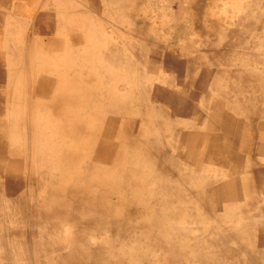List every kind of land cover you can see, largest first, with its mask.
<instances>
[{"label":"rangeland","instance_id":"rangeland-1","mask_svg":"<svg viewBox=\"0 0 264 264\" xmlns=\"http://www.w3.org/2000/svg\"><path fill=\"white\" fill-rule=\"evenodd\" d=\"M130 1L0 0V264L264 254V0Z\"/></svg>","mask_w":264,"mask_h":264},{"label":"bare ground","instance_id":"bare-ground-1","mask_svg":"<svg viewBox=\"0 0 264 264\" xmlns=\"http://www.w3.org/2000/svg\"><path fill=\"white\" fill-rule=\"evenodd\" d=\"M114 1V0H113ZM120 1H122V0H120ZM126 1H128V0H126ZM130 1V0H129ZM246 1V0H245ZM131 2V1H130ZM88 3V2H87ZM123 5V4H122ZM128 5V4H127ZM122 7V6H121ZM120 8V7H119ZM101 9V8H100ZM68 10H70V9H68ZM73 10H75V9H73ZM79 12V11H78ZM120 12V11H119ZM77 13V12H76ZM79 13H82V11L81 12H79ZM121 13V12H120ZM69 14V13H68ZM75 14V13H74ZM233 14H235V13H233ZM232 14V15H233ZM37 15V14H36ZM84 15V14H83ZM119 15V14H118ZM118 15H117V17H118ZM123 15V14H122ZM225 15V14H224ZM75 16V15H74ZM88 16H89V14H88ZM101 16V15H100ZM89 17H91V16H89ZM36 18V17H35ZM83 18H84V16H83ZM82 18V19H83ZM119 18V17H118ZM125 18V17H124ZM126 19V18H125ZM228 18L226 17V20H227ZM231 19V18H230ZM48 20V19H47ZM130 20V19H129ZM131 21V20H130ZM47 22V21H46ZM45 22V23H46ZM133 22V21H132ZM51 23V22H50ZM140 24H142V23H140ZM5 25V24H4ZM145 25V24H144ZM225 25V24H224ZM229 25V24H228ZM234 25V24H233ZM50 26V25H49ZM88 26H90V25H88ZM117 27V26H116ZM228 27V26H227ZM97 28H98V26H97ZM113 29V28H112ZM133 29V28H132ZM52 30V29H51ZM114 30V29H113ZM136 30V29H135ZM222 30H224V29H222ZM226 30H228L227 28H226ZM39 32V31H38ZM52 32H53V30H52ZM148 32V31H147ZM230 32V31H229ZM239 32H240V30H239ZM82 33V32H81ZM93 33H95V32H93ZM123 33V32H122ZM224 33H225V30H224ZM56 34V33H55ZM220 34V33H219ZM232 34V33H231ZM71 35V34H70ZM77 35V34H76ZM131 35V34H130ZM133 35V34H132ZM146 35V34H145ZM214 35V34H213ZM224 35V34H223ZM222 35V36H223ZM221 36V37H222ZM96 37V36H95ZM132 37H134V36H132ZM75 38V37H74ZM78 39H79V37H77ZM88 38V37H87ZM137 38V37H136ZM114 39V38H113ZM138 39V38H137ZM76 40V39H75ZM126 40V39H125ZM139 40V39H138ZM131 41H134V39L133 40H131ZM51 42V41H50ZM57 42V41H56ZM76 42V41H75ZM75 42H73L74 44H75ZM199 42V41H198ZM208 42H209V40H208ZM132 43V42H131ZM138 43V42H137ZM221 43V42H220ZM197 45V44H196ZM205 45V44H204ZM143 46V45H142ZM141 47V46H140ZM199 47V46H198ZM207 47V46H206ZM201 48V47H200ZM141 49V48H140ZM144 49V48H143ZM142 49V50H143ZM224 49V48H223ZM127 50H128V48H127ZM234 50V49H233ZM109 51V50H108ZM131 51V50H130ZM107 52V51H106ZM118 52H119V50H118ZM143 52H145V49H144V51ZM208 52V51H207ZM109 53V52H108ZM117 53V52H116ZM130 53H132V52H130ZM146 53V52H145ZM217 53V52H216ZM207 54V53H206ZM234 54V53H233ZM140 55V54H139ZM217 55H218V53H217ZM243 55V54H242ZM215 56V55H214ZM223 56V55H222ZM236 56V55H235ZM112 57H114V56H112ZM117 57H118V55H117ZM140 58H142V57H140ZM147 58V57H146ZM223 58V57H222ZM234 58V57H233ZM237 58V57H236ZM243 58V57H242ZM110 59H111V57H110ZM115 59V58H114ZM113 59V60H114ZM118 59H119V57H118ZM241 59V58H240ZM243 60H247V59H243ZM253 60V59H252ZM121 61V60H120ZM207 61V60H206ZM224 61V60H223ZM241 61V60H240ZM254 61V60H253ZM108 62H110V61H108ZM209 63V62H208ZM237 63V62H236ZM236 63H235V65H236ZM243 63V62H242ZM255 63V62H254ZM92 64V63H91ZM197 64V63H196ZM211 64H213V63H211ZM122 65H124V64H122ZM214 65V64H213ZM89 66H91L90 64H89ZM115 66V65H114ZM117 66V65H116ZM221 66H224V65H221ZM253 66H254V64H253ZM2 67V66H1ZM209 67V66H208ZM232 67V66H231ZM86 68V67H85ZM123 68V67H122ZM119 69V68H118ZM256 70L258 69V68H255ZM262 69V68H261ZM195 70V69H194ZM123 71V70H122ZM132 71V70H131ZM140 71V70H139ZM236 71V70H235ZM233 72V73H238L237 71H239V70H237L236 72ZM217 72V71H216ZM223 73V72H222ZM79 74V73H78ZM238 75V74H237ZM133 76V75H132ZM232 76V75H231ZM217 77H219V76H217ZM259 77V76H258ZM220 78V77H219ZM235 78V77H234ZM44 79V78H43ZM108 79V78H107ZM221 79V78H220ZM223 80H224V78H222ZM257 79V78H256ZM47 80V79H46ZM134 80V79H133ZM219 80V79H218ZM222 80V81H223ZM226 80V79H225ZM224 80V81H225ZM264 80V79H263ZM41 81V80H40ZM211 82V81H210ZM238 82V81H237ZM131 83V82H130ZM43 84V83H42ZM55 84H57V83H55ZM132 84V83H131ZM2 86V85H1ZM133 86V85H132ZM3 87V86H2ZM70 87V86H69ZM223 87V86H222ZM53 89H55V87L53 88ZM57 89H59V88H57ZM148 89V88H147ZM215 89V88H214ZM219 89V88H218ZM235 89H237V88H235ZM49 90V89H48ZM56 90V89H55ZM238 90V89H237ZM38 91H42V89L41 88H39L38 89ZM145 91V90H144ZM238 91H240V90H238ZM88 93V92H87ZM133 93H134V91H133ZM216 93V92H215ZM243 94V93H242ZM138 96V95H137ZM204 96V95H203ZM210 96V95H209ZM208 96V97H209ZM214 96V95H213ZM242 96V95H241ZM67 98V97H66ZM118 98H119V96H118ZM205 98H206V96H205ZM221 98V97H220ZM244 98V97H243ZM204 99V98H203ZM208 99V98H207ZM224 99V98H223ZM222 99V100H223ZM226 99V98H225ZM206 100V99H205ZM207 101V100H206ZM232 101V100H231ZM115 102V101H114ZM65 103V102H64ZM207 103V102H206ZM231 103H233V102H231ZM117 104V103H116ZM97 105H98V103H97ZM44 106V105H43ZM117 106V105H116ZM147 106V105H146ZM226 106V105H225ZM232 107V106H231ZM38 108V107H37ZM103 108V107H102ZM115 109H116V107H114ZM139 108V107H138ZM226 108V107H225ZM48 108H46V110H47ZM104 109V108H103ZM107 109V108H106ZM105 109V110H106ZM109 109V108H108ZM107 109V110H108ZM227 109H228V106H227ZM106 110V111H107ZM140 110V109H139ZM145 111V110H144ZM39 112V111H38ZM65 112V111H64ZM43 113V112H42ZM110 113V112H109ZM260 115H262V116H264V109H262V111H260ZM115 114V113H114ZM158 114V113H157ZM106 115V114H105ZM238 115V114H237ZM139 116H141V115H139ZM158 116V115H157ZM240 116V115H239ZM253 116V115H252ZM156 117V116H155ZM249 117V116H248ZM174 118V117H173ZM258 119V118H257ZM261 119V118H260ZM262 120H263V118H262ZM243 121H245V120H243ZM75 122V121H74ZM193 122H194V120H193ZM193 124V123H192ZM83 125V124H82ZM85 125V124H84ZM177 126V125H176ZM180 126H181V124H180ZM193 126V125H192ZM63 127V126H62ZM65 128V127H64ZM74 128V127H73ZM82 128V127H81ZM83 129V128H82ZM246 131V130H245ZM176 134V133H175ZM47 135V134H46ZM177 135V134H176ZM150 136H151V134H150ZM175 136V135H174ZM58 137V136H57ZM129 137V136H128ZM41 138V137H40ZM39 138V139H40ZM148 138H151V137H148ZM127 139V138H126ZM160 139V138H159ZM158 139V140H159ZM21 140V139H20ZM117 140V139H116ZM130 140V139H129ZM131 140H133V139H131ZM130 140V141H131ZM142 140V139H141ZM147 140H149V139H147ZM59 141V140H58ZM68 141V140H67ZM97 141V140H96ZM123 141V140H122ZM128 141V140H127ZM143 141V140H142ZM160 141V140H159ZM42 142V141H41ZM40 142V143H41ZM60 142V141H59ZM58 142V143H59ZM148 141H146V144H148L147 143ZM21 143V142H20ZM19 143V144H20ZM43 143V142H42ZM65 143V142H64ZM96 143V142H95ZM94 143V144H95ZM123 143V142H122ZM144 143V142H143ZM19 144H18V147L20 148V146H19ZM70 144V143H69ZM145 144V145H146ZM157 144V143H156ZM21 145V144H20ZM119 145V144H118ZM117 145V146H118ZM127 146H128V144H127ZM142 146V145H141ZM156 146V145H155ZM176 146V145H175ZM154 147V146H153ZM92 148V147H91ZM120 148V147H119ZM140 148V147H139ZM57 149V148H56ZM17 150V149H16ZM19 150V149H18ZM130 150V149H129ZM128 150V151H129ZM161 150V149H160ZM21 151H22V148H21ZM41 151V150H40ZM43 151V150H42ZM126 151V150H125ZM252 151V150H251ZM14 152V151H13ZM168 153V152H167ZM252 153V152H251ZM20 154V153H19ZM126 154V153H125ZM152 154V153H151ZM15 155V154H14ZM127 155V154H126ZM19 156V155H18ZM23 156V155H22ZM40 156H42V155H40ZM57 156V155H56ZM59 156H60V154H59ZM130 156V155H129ZM165 156V155H164ZM58 157V156H57ZM57 157H55L56 159H58ZM125 157V156H124ZM123 157V158H124ZM54 158V159H55ZM126 158V157H125ZM125 158H124V160H125ZM134 159H135V157H133ZM160 158V157H159ZM164 158H166V157H164ZM40 159H41V157H40ZM115 159V158H114ZM138 159H139V157H138ZM142 159V158H141ZM250 159V158H249ZM257 159V158H256ZM85 160H88V159H85ZM128 160H129V158H128ZM54 162L56 161V160H53ZM123 161V160H122ZM133 161V160H132ZM138 162V161H137ZM254 162V161H253ZM70 163V162H69ZM81 163V162H80ZM83 163H85V162H83ZM89 163V162H88ZM91 163V162H90ZM92 163H94V162H92ZM123 163H125V162H123ZM126 163H127V161H126ZM135 163V162H134ZM141 163V162H140ZM55 164H56V162H55ZM54 164V165H55ZM95 164V163H94ZM99 164H101V163H99ZM98 164V165H99ZM138 164H139V162H138ZM207 164V163H206ZM62 165H64L63 163H62ZM65 165H67V164H65ZM84 165V164H83ZM91 164H89V166H90ZM97 165V166H98ZM103 165V164H102ZM122 165H124V164H122ZM148 165V164H147ZM245 165V164H244ZM254 165V164H253ZM56 166V165H55ZM87 166V165H86ZM85 166V167H86ZM92 166H93V164H92ZM127 166V165H126ZM126 166H124V167H126ZM129 166H130V163H129ZM128 166V167H129ZM150 166V165H149ZM206 166H208V167H210V164H207ZM211 166H212V164H211ZM215 166V165H214ZM249 166V165H248ZM84 167V166H83ZM91 167V166H90ZM95 167V166H94ZM217 167V166H216ZM215 167V168H216ZM89 168V167H88ZM97 168H99V167H97ZM102 168H103V166H102ZM102 168H100V169H102ZM111 168V167H110ZM137 168V167H136ZM135 168V169H136ZM206 168V167H205ZM217 168H219V167H217ZM220 168H223V167H220ZM67 169H69L68 167H67ZM105 169V168H104ZM121 169V168H120ZM123 169V168H122ZM148 169V168H147ZM213 169V168H212ZM243 169H244V167H243ZM85 170H87V169H85ZM110 170H112V169H110ZM84 171V170H83ZM103 171V170H102ZM107 171H109L108 169L105 171L104 170V172H107ZM157 171V170H156ZM202 171V170H201ZM210 171V170H209ZM86 172V171H85ZM84 172V173H85ZM95 172H97V171H95ZM94 172V173H95ZM103 172V173H104ZM138 172V171H137ZM150 172H152V170L150 171ZM150 172H148V173H150ZM53 173V172H52ZM102 173V174H103ZM154 173V172H153ZM205 173V172H204ZM258 173H259V177H263V174L262 173H260V171H258ZM56 174V173H55ZM64 174V173H63ZM66 174H69V173H66ZM109 174V173H108ZM226 174V173H225ZM80 175V174H79ZM85 175V174H84ZM101 175V174H100ZM105 175V174H104ZM111 175V174H110ZM144 175V174H143ZM149 175V174H148ZM147 175V176H148ZM151 175H153V174H151ZM57 176V175H56ZM65 176V175H64ZM63 176V177H64ZM103 176V175H102ZM146 176V177H147ZM155 176V175H154ZM202 176V175H201ZM62 177V178H63ZM66 177V176H65ZM85 177V176H84ZM157 177V176H156ZM203 177V176H202ZM201 177V179H202V181L201 182H203L204 183V181H203V178ZM107 178V180H108V178H110V177H106ZM148 178V177H147ZM149 178H152V177H150L149 176ZM197 178V177H196ZM220 179H221V177H219ZM226 178V177H225ZM75 179V178H74ZM218 179V178H217ZM224 179V178H223ZM64 180H65V178H64ZM68 180V179H67ZM70 180V179H69ZM75 180H77V178L75 179ZM84 180V179H83ZM83 180H82V182H83ZM112 181V179H109V181ZM149 181H151L150 179H149ZM207 181V180H206ZM57 182V181H56ZM69 182V181H68ZM62 183V182H61ZM112 183V182H111ZM206 183H208V182H206ZM205 183V184H206ZM210 183V182H209ZM208 183V184H209ZM205 184H204V186H205ZM161 185H163V184H161ZM52 186V185H51ZM149 186H151V185H149ZM210 186V185H209ZM160 187V186H159ZM99 188H101V187H99ZM103 188V187H102ZM104 189V188H103ZM109 189V188H108ZM151 189V188H150ZM100 190H102V189H100ZM149 190V189H148ZM159 190H161V189H159ZM243 191V190H242ZM69 192H70V190H69ZM75 192V191H74ZM63 194V193H62ZM64 195H65V193H64ZM259 195V194H258ZM69 196V195H68ZM211 196V195H210ZM244 197V196H243ZM113 198H115V197H113ZM152 199V198H151ZM154 199V198H153ZM65 200V199H64ZM148 201H149V199H148ZM153 202V201H152ZM151 202V203H152ZM245 202V201H244ZM259 202V201H258ZM231 203V205H232V202H230ZM237 203V202H236ZM235 203V204H236ZM151 204L149 203V206H150ZM215 205V204H214ZM230 205V204H229ZM234 206V205H233ZM76 207H77V209H79V211H80V209H83L82 207H81V205L80 204H77L76 203ZM206 207V206H205ZM226 207H227V205H226ZM257 207H258V204H257ZM86 208H88V207H86ZM238 208V207H237ZM259 211H260V213H262V214H264V206H263V203H260L259 204ZM208 209V208H207ZM235 209V208H234ZM203 210H205L204 208H203ZM237 210V209H236ZM235 210V211H236ZM258 211V210H257ZM72 212H74V211H72ZM234 212V211H233ZM239 213L240 212H238L237 214L239 215ZM250 213H252V211L250 212ZM250 213H249V216H250ZM254 213V212H253ZM252 213V214H253ZM189 214V213H188ZM236 214V215H237ZM231 215H232V213H231ZM254 215V214H253ZM80 216V215H79ZM242 216H243V214H242ZM256 216V215H255ZM84 217V216H83ZM236 217V216H235ZM81 218V217H80ZM188 218V217H187ZM244 218H246L245 217V215H244ZM248 218V217H247ZM258 218V217H257ZM256 218V219H257ZM84 219V218H83ZM238 219H239V217H238ZM259 219V218H258ZM19 220V219H18ZM86 220V219H85ZM233 220V219H232ZM253 220H255L254 219V217H253ZM262 220V219H261ZM81 221V220H80ZM90 221V220H89ZM239 221H240V219H239ZM75 222V221H74ZM253 222H255V221H253ZM244 223H246V222H244ZM263 223V222H262ZM93 224V223H92ZM242 224V223H241ZM255 224V223H254ZM81 225V224H80ZM189 226V225H188ZM226 226V225H225ZM249 226V225H248ZM254 226V225H253ZM257 226V225H256ZM263 226V225H262ZM78 227H80V226H78ZM81 227H83V226H81ZM85 227V226H84ZM211 228H212V226H210ZM216 227V226H215ZM197 228V227H196ZM199 228H202V227H199ZM198 228V229H199ZM220 228V227H219ZM219 228H217V229H219ZM233 228V226H230V228L229 229H232ZM244 228V227H243ZM193 229V228H192ZM222 230V229H221ZM224 230V229H223ZM225 230H227V226H226V229ZM224 230V231H225ZM202 231V230H201ZM217 231V230H216ZM199 231H197V233H198ZM209 232V231H208ZM215 231H213V232H211V233H214ZM228 233V232H227ZM72 234H74V233H72ZM200 237H197L196 238V235H195V233H194V235H193V237H192V240H199L198 238H201L202 236H204V235H202L201 234V232H200ZM73 236V235H72ZM110 236V235H109ZM191 236V235H190ZM198 236V235H197ZM230 237H231V235H229ZM204 238V237H203ZM208 239V238H207ZM225 239H226V236L225 235H223V233H221V232H219L218 234H216V237H214V238H212L211 237V239H209V241H205V243H210V247L208 248V249H212V252H209V251H207L206 249H204L203 250V252L201 253V250L198 248V247H201L200 246V244H198V243H196V245L194 244V246L196 247V249H195V251H196V255H198L199 256V258L200 259H202V258H205L206 259V255H208L207 256V258L208 259H211L210 260V262L208 263V264H228L227 263V260H225L230 254H232V253H235L236 251H234V250H232V249H229L228 247H226V245H225ZM232 239H233V237H232ZM235 239V238H234ZM233 239V240H234ZM238 240V239H237ZM236 240V241H237ZM71 241H72V239H71ZM95 242H97V241H95ZM134 242H136V243H138V242H140V239H136ZM233 242H235V241H233ZM232 242V243H233ZM243 242V241H242ZM71 243H73V242H71ZM93 243V242H92ZM195 243V242H194ZM204 243V244H205ZM239 243V242H238ZM192 244V243H191ZM203 244V245H204ZM236 244H237V242H236ZM244 244V243H243ZM228 245V244H227ZM238 245V244H237ZM240 245H241V243H240ZM89 246H92V244H90V243H84L82 246H80L79 248H81V247H89ZM239 246V245H238ZM167 247V246H166ZM164 245L163 246H161V248L163 249V251H165V249H167ZM241 247V246H240ZM260 247L261 248H263L264 249V243H261L260 244ZM72 248V247H71ZM79 248H77V247H74V248H72V257H77L78 256V254L79 253H81V250L79 249ZM156 248V245L154 244V245H149L148 246V252H153V250ZM203 248V247H202ZM205 248V247H204ZM207 248V247H206ZM243 248H244V245H243ZM248 248V247H247ZM236 250V249H235ZM244 250V249H243ZM253 250V249H252ZM251 250V251H252ZM71 251V250H70ZM250 251V250H249ZM148 252H147V254H148ZM257 253H259V252H257ZM239 255V254H238ZM259 255V256H258ZM48 256V255H47ZM50 256V255H49ZM262 256L264 257V254H262V255H260V254H256V253H254L253 251L252 252H250V255H249V257H250V262L248 263L247 262V260L246 261H238V260H236V262L234 261H232V262H229V260H228V262H229V264H264V259L262 260ZM241 257V256H240ZM15 259V258H14ZM233 259H234V257H233ZM237 259V258H236ZM90 257H87L86 258V263L87 264H89L90 263ZM230 261H231V259H230ZM26 262V261H25ZM103 264V263H102ZM133 264H146L145 263V260H141V261H135V263H133Z\"/></svg>","mask_w":264,"mask_h":264}]
</instances>
